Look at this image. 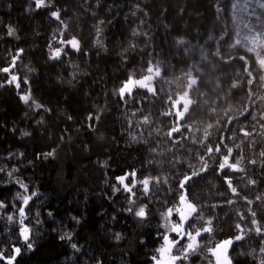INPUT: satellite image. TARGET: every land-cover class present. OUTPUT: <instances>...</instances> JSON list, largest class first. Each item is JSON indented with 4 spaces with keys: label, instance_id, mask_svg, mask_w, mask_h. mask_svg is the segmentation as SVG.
Masks as SVG:
<instances>
[{
    "label": "trees",
    "instance_id": "obj_1",
    "mask_svg": "<svg viewBox=\"0 0 264 264\" xmlns=\"http://www.w3.org/2000/svg\"><path fill=\"white\" fill-rule=\"evenodd\" d=\"M236 1L45 0L36 9L35 0H0V69L9 68L0 71V201L6 204L0 254L15 256L12 264H154L171 227L168 209L177 221L176 209L187 215L182 204L191 203L197 212L184 229L211 221L213 239L233 241L232 264H260L264 234L255 228L264 226V72L252 54L233 47ZM57 10L59 19L51 16ZM62 27L63 40L75 37L79 51L56 44ZM58 48L60 58L51 59ZM150 66L155 94L133 90L122 99L123 83L150 75ZM13 75L17 81L9 83ZM190 78L197 84L189 87ZM185 92L194 103L179 120L169 97ZM177 124L180 131L170 137ZM225 155L232 163L242 158V171L218 174ZM132 171L137 181L151 182L147 193L142 184L134 196L118 185L116 178ZM193 172L200 175L181 189ZM33 191L37 196L25 206L28 249L17 193L27 199ZM142 206L143 218L128 211Z\"/></svg>",
    "mask_w": 264,
    "mask_h": 264
},
{
    "label": "snow or ice",
    "instance_id": "obj_2",
    "mask_svg": "<svg viewBox=\"0 0 264 264\" xmlns=\"http://www.w3.org/2000/svg\"><path fill=\"white\" fill-rule=\"evenodd\" d=\"M250 2H254L257 7L261 8V9H264V0H245V6H244L245 10L249 6ZM45 6H46L45 5V0H35L36 9H40L42 7H45ZM236 7H237V5L234 4L233 5V9H236ZM251 14L254 15L255 14V10H253V13H251ZM51 16L53 18L59 19V11L58 10L57 11H52L51 12ZM260 19H261V17L257 16V20H260ZM244 27L246 29H248V32L251 34L250 36L245 37V40H247L248 43H250L252 45L251 47H247V51L248 52H256L257 47H260V48L264 49V30L254 31L253 27L250 26L249 24H245ZM13 34H14V29L12 27H9L8 28V35L12 36ZM133 34L135 35V33H133ZM182 42L183 41H180V43H182ZM62 43H66V44L70 45L71 48H73V49H75L77 51L80 50L79 42H78V40L75 37L72 38L71 40L62 41ZM240 44H241V40L237 39L235 44L233 45V47H235L236 45H240ZM62 51H63V49H59V48L56 49L52 53V56L50 58L51 59L60 58ZM217 54H219V53H217ZM239 58L241 60L245 61V65L248 64V60L244 56H241ZM257 60H258V64H259L260 68L264 69V52H257ZM13 63H15V57L13 59ZM0 71H3L5 73H7V72H9V68L5 67L3 69H0ZM147 71H148V73H150V75L144 76L143 79H141V80H134L130 76L123 83V85L118 89L119 96L123 99V98H125L126 95H129V96L132 95L133 89L135 87H137V86L140 87V88H146L148 90V92H151V93L155 94V90L151 86V83H150L151 80L153 79V76L151 74L153 73L154 69H153V67L150 66L147 69ZM244 71L247 73V75L249 77L253 76V71L249 67L246 66L244 68ZM154 74L156 76L160 75V68L158 66L155 67ZM261 79H264V77H261ZM16 81H17V77L13 75L12 78H11V81H9V83H13V82H16ZM25 83H27V82L25 81ZM195 84H197V80L195 78H190L189 87H191L192 85H195ZM248 84L249 85L253 84V79H248ZM20 86H21L20 83H16V87L17 88H20ZM233 87H236V85L234 84ZM20 99L22 101H24L25 103H27L29 101V99H30V96L21 95ZM169 101L171 102V107L176 109V112L174 113V116L177 119H179V120H183V118L185 117V114L189 111L190 105H192L194 103V101H192L189 98V93L188 92H185L182 97H178L176 99H173L172 97H169ZM33 103H35L36 108H38V109L42 107L41 104L36 103L35 101H33ZM163 115H166V116L167 115H173V113L165 112V113H163ZM89 119L91 120L92 117H89ZM97 119H99V117H97ZM144 122L145 123L148 122V118L147 117L144 118ZM209 127H211V125H209ZM179 131H180V124H177L175 127H173L171 129V131L168 133V135L171 137L173 133H176V132H179ZM244 134L246 136L250 135V133H248V132H245ZM24 135H28V133L25 132ZM213 151H214V149L212 147L208 148V152L209 153H212ZM215 151L216 152H220L221 151L220 147L217 146L215 148ZM227 152L230 155L232 153V149L228 148ZM47 155L51 156L52 153H48ZM261 156H264V152L261 153ZM201 159H203V157H201ZM238 163H239V161H237L236 164H230L229 163V156L225 155L223 157V162L219 164L220 173H218V174H223V170L225 169L226 166L231 168V169H233V170H238L237 169V164ZM251 163L254 164L255 161H251ZM206 170H207V164L205 163V165L201 169V171H206ZM13 171H15V170H13ZM9 175L11 176V173H9ZM136 175H137L136 171H132V172H129V173H125L124 175L118 176L116 178L118 185L122 186V188H123V190L125 192L131 193L133 196L135 195V192L133 190L137 188V184L138 183L143 185L145 193H147L148 189H149V180L146 178V179H144L142 181H137L136 180ZM198 175H200V173H198V172H193L191 176L185 175L184 178L180 181V188L184 189L186 184L190 180H192L193 177L198 176ZM225 180L228 183V187L231 189V191L234 194H236V188H234L232 186V178L231 177H225ZM126 181H128V182L126 183ZM17 183H19L20 187L23 188L25 190V192L28 191V186L27 185H25L23 183H20V182H17ZM249 183L255 184L256 182H255V180H250ZM119 190H120V187H117L116 191H119ZM24 196L25 195L21 196L20 193H17V198L22 200V206H20L19 209H18V213H19V217H20V224H21L20 234L23 237L24 241L27 243V248L28 249H32V247H33L32 243L28 242L29 241V236H28L29 229H28L27 226L24 225V220L26 219L25 206L29 205V202H30V200H32L33 197L37 196V192L33 191V192H31L30 195H26L27 199H25ZM257 199H261V198L257 197ZM180 200H181V202H183L185 200V196L181 195L180 196ZM130 203L134 204V201L130 200ZM229 203H231V201H229ZM248 203L251 204L253 202L251 200H249ZM5 207H6L5 202L0 201V209H3ZM187 207L190 209V212H189L188 215H185V213L181 209H176V211H178L180 213V221L178 223H176L172 227L171 230L176 232L178 235H180L181 238H183L186 235L190 239V241H192V242L187 244V246L184 249L182 257L181 256H170V258H169L170 262H174V261L179 260L181 258L187 259L189 251L190 250L191 251H195L194 242L196 241V238L201 235V232H210L211 231L210 227L197 228V229H195V234H193V232H191V231H186L184 229L183 225L187 222L188 216H190L192 213H196L197 212V209H196V207L193 204L189 203L187 205ZM128 211L130 213L134 212L136 217L143 218L145 216V207H143V206L139 207L138 210L130 207L128 209ZM172 211H173V209H171V208L168 209L167 213L165 214V219L166 220H167V217L172 215ZM49 215H51V213H49ZM252 215H253V217H255L256 213L253 212ZM241 218L243 219V217H241ZM13 219H14L13 215H9L8 216V220L9 221H12ZM207 223L210 225L211 221H208ZM252 224L253 225H257L258 221L256 219H253L252 220ZM165 226H167V225H165ZM236 227L239 229L240 225L237 224ZM255 231H256L257 234H264V226H257L255 228ZM241 238L242 237L240 235H237L235 237L236 240H240ZM61 239H64V237H61ZM163 239H164L165 244L167 245V247L157 250L158 252H161L162 255L165 252H171L172 247L175 244L178 243V241L169 240V236L167 234H165L163 236ZM232 243H233V241L231 239L225 240V241L222 242V244H217L216 249L223 248L224 252L226 253L228 246H230ZM71 246H72L73 249H77V245L75 243H73ZM216 249H209V251L212 252L213 255H215L216 254ZM14 251H15V253L17 255H19L20 252H21V248H19V247L14 248ZM260 252L264 253V247L260 248ZM0 259H7L8 264H12V262L16 259V257L12 256L10 258H6L2 254H0ZM153 260L156 262V264H161V261L157 260V258L155 256L153 257ZM217 264H221V261H220L219 257H217ZM225 264H231V261H229L227 259V256H225ZM260 264H264V259L261 260Z\"/></svg>",
    "mask_w": 264,
    "mask_h": 264
},
{
    "label": "rangeland",
    "instance_id": "obj_3",
    "mask_svg": "<svg viewBox=\"0 0 264 264\" xmlns=\"http://www.w3.org/2000/svg\"><path fill=\"white\" fill-rule=\"evenodd\" d=\"M234 4L237 5L236 9H233V20L237 26V31H236V38H235V42L237 39L241 40V44L240 45H236L238 47H242L247 51V47H251L252 45L250 43H248L247 40H245V37L250 36L251 34L248 32V29H246L244 27L245 24H249L250 26L253 27L254 31H260V30H264V9H261L259 7L256 6V4L254 2H250L249 6L247 7V9L245 10V0H237ZM233 4V5H234ZM253 10H255V14H251L253 13ZM257 16L261 17L260 20H257ZM64 33H65V27H62L56 34H55V39L57 42V45L63 46L65 45V43H62V41H64ZM239 34V35H238ZM257 52H264V49L257 47L256 52H248L249 54H252L255 59L257 60ZM258 62V60H257ZM262 70V69H261ZM264 72V69H263ZM143 79H137V80H141ZM151 86L154 88L155 83H154V79L151 80ZM133 90H142V91H146L148 92V90L146 88H140V87H135ZM151 93V92H148ZM240 156V155H239ZM232 159L229 157V163L230 164H236L237 161H239V163L237 164V169L238 170H233L229 167H225V169L229 170L230 172H241L242 171V167L241 164L242 163V158H239L236 163H232L231 162ZM223 162V160H222ZM140 184H137V188L139 187ZM151 185V182L149 181V186ZM136 188V189H137ZM134 189V190H136ZM141 190L140 188L137 189ZM184 205H188L186 204H182V206ZM187 213L189 214L190 209H187ZM187 214V215H188ZM177 221L173 220V215L169 216L168 218L170 219V230H168V232L166 233L169 236V240L171 241H178L177 244H175L172 249L171 252H165L163 255L161 254V252H156L155 257L157 258V260L161 261V264H217V257H219L221 264H225V256H227V259L229 261H231L232 264V260H231V256H230V251L231 248H227V252H223L224 250L220 249H216L217 244H222V242L216 241L215 239H213L212 237V231L210 232H201V235L198 236L196 238V241L194 242V247H195V251H189L188 254V258L187 259H179L176 260L174 262H170V256H181L183 255L184 249L187 246L188 243H191L192 241H190V239L185 235L183 238H181L180 235H178L176 232L172 231V227L180 221V213L177 212ZM192 217V214L190 216H188V218ZM189 218V219H190ZM206 222H202L200 220H197L196 223H193L192 228L191 227H186L185 230L186 231H191L193 232V234H195V229L197 228H202V227H209V224ZM245 233L244 230L240 231V236L242 237L243 234ZM242 240V238L240 239ZM240 240H236V242H239ZM167 245L165 244V241L163 239V243L160 246L159 249L161 248H166ZM209 249H216V254L213 255L212 252L209 251ZM154 264H156V262L154 261Z\"/></svg>",
    "mask_w": 264,
    "mask_h": 264
},
{
    "label": "water",
    "instance_id": "obj_4",
    "mask_svg": "<svg viewBox=\"0 0 264 264\" xmlns=\"http://www.w3.org/2000/svg\"><path fill=\"white\" fill-rule=\"evenodd\" d=\"M175 111H176V109H175ZM188 207H187V205H184V209L186 210ZM231 246V245H230Z\"/></svg>",
    "mask_w": 264,
    "mask_h": 264
},
{
    "label": "flooded vegetation",
    "instance_id": "obj_5",
    "mask_svg": "<svg viewBox=\"0 0 264 264\" xmlns=\"http://www.w3.org/2000/svg\"><path fill=\"white\" fill-rule=\"evenodd\" d=\"M187 209H188V208H187ZM187 209H186V210H187ZM228 247H230V246H228ZM221 250H223V249L221 248ZM223 252H224V251H223Z\"/></svg>",
    "mask_w": 264,
    "mask_h": 264
},
{
    "label": "bare ground",
    "instance_id": "obj_6",
    "mask_svg": "<svg viewBox=\"0 0 264 264\" xmlns=\"http://www.w3.org/2000/svg\"><path fill=\"white\" fill-rule=\"evenodd\" d=\"M223 249V248H222Z\"/></svg>",
    "mask_w": 264,
    "mask_h": 264
}]
</instances>
